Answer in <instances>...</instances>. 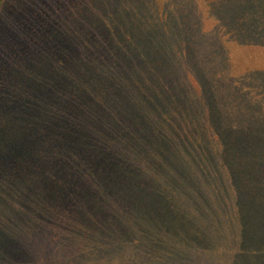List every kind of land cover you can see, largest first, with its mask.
I'll use <instances>...</instances> for the list:
<instances>
[{
    "label": "trees",
    "instance_id": "obj_1",
    "mask_svg": "<svg viewBox=\"0 0 264 264\" xmlns=\"http://www.w3.org/2000/svg\"><path fill=\"white\" fill-rule=\"evenodd\" d=\"M6 1L0 0V16L8 12L10 5L17 3L15 9L18 11L26 7L24 16L37 0L10 1L5 8ZM107 1L110 13L105 17L91 12L88 24L86 3L62 0V8L70 9L69 17L73 13L74 19L65 20V16L62 26L49 25L46 34L36 28L26 32L29 25H22L21 39L28 44L26 54L50 64H19L17 58L23 50L17 44L4 48L0 54V59L4 56L7 63L2 68L4 76L0 80L13 79L0 84V264H122V257L130 259V264H141L143 257L150 255L152 250L157 251L146 245L159 241L156 235L158 226L153 222L163 215L167 217L168 210L154 211L155 198L152 197L155 196L154 189L165 194L166 186L176 182L169 169L161 162L151 161L142 145L137 146L139 131L138 127L137 131L133 130L134 123L128 127L120 124L119 120L110 121L101 111L100 118L104 120L100 128L87 119L98 129L76 130L71 125L72 118L60 109L69 105L68 102L58 95L67 90L65 96L77 108L80 107L78 116L88 115L85 110L93 102L101 103L99 100L106 96L108 99L115 97L119 88L127 92L123 87L128 86L123 81L129 74L124 73L125 67L135 75V85L139 78L146 83L147 78L132 68L139 64H118L123 68L111 84L105 82L107 76L91 78L90 72L101 74L104 72L100 71L103 69L101 64H108V43L130 60H151L154 52L158 59L156 55L153 60H161L160 64L164 61L173 64L178 58L180 62L186 60L192 48L198 55L207 53L200 52L195 46L197 43L194 44L206 32L201 18L195 15L196 7L191 0L166 3L160 0ZM206 1L213 8L220 27L226 30L236 27L239 36L244 34L249 45L264 46V34L261 33L264 30V0ZM235 3V11H231L230 6ZM245 5L248 9L243 11ZM79 19L91 24V28L77 27ZM93 26L95 30H101L104 39L98 36L97 39L101 40H91ZM216 39L212 37L208 41V50H213L214 46L217 50L211 51L209 57L205 56L211 64L220 63L222 57L227 56V51L218 46ZM79 45H83L84 52L73 53L72 49ZM76 58H80L81 64H72ZM10 73L14 74L8 75ZM247 77L259 86L252 88L255 95L237 99V109L232 113L223 110L224 113L217 116L219 127L210 128L201 136L203 143L208 142V175L219 174L223 183L219 190L233 192L243 206H247V200L237 193V184L240 183H234L236 186L224 184L229 177L238 179L242 171L246 176L258 177L257 180L264 185V72L256 71ZM30 80H35V83H27ZM93 84L99 90L92 91ZM36 88L47 91L41 94ZM52 92L54 96H51ZM139 103L152 114L140 111L146 116L137 114L136 124L150 129V120L155 125L156 114H162L163 110L160 108L159 112H153L155 105L150 106L142 100ZM195 103L194 99L189 101L193 109ZM68 109L71 111L74 107ZM211 144H214V152L209 149ZM241 153H244V158H249L247 171L237 162L236 155ZM150 154V158L156 160L157 156ZM196 166L200 169L201 164ZM180 177L184 183L194 185L195 178L193 180L188 173ZM210 188L212 186H207L208 192L213 193ZM111 193L117 197L116 201L111 199ZM255 200L258 210H264L259 208L263 204L262 199ZM212 211V207L206 205L203 212L210 215ZM227 215L225 213L224 217ZM236 216L233 214L231 217ZM126 220L132 221L136 229L120 236L121 224ZM189 230L192 229L186 227L183 232L190 239L188 245L200 249L201 255L197 256L200 264L209 260L206 255L215 254L228 243L226 234L231 231L228 229L223 233L222 224L216 227L211 221L206 230L209 234L217 233L212 240L204 233L193 235ZM167 235L168 231H163L158 236ZM180 243L187 245L186 240ZM157 253L162 263L163 253ZM174 254H179V250Z\"/></svg>",
    "mask_w": 264,
    "mask_h": 264
},
{
    "label": "rangeland",
    "instance_id": "obj_2",
    "mask_svg": "<svg viewBox=\"0 0 264 264\" xmlns=\"http://www.w3.org/2000/svg\"><path fill=\"white\" fill-rule=\"evenodd\" d=\"M10 1L16 3L19 0H7L4 4L5 8L9 6L7 4ZM81 1L87 5L85 14L87 24L90 21L89 16L91 12L105 17L110 13L107 0ZM160 1L161 3H166L170 0ZM191 1L194 7H196V10H194L195 15L201 18L204 31L206 32V35L196 40L194 44L197 43L195 46L199 47L200 52L207 53L198 55L192 48L189 50L186 60L180 62L178 58V61L173 64H167L166 61L160 64L161 60H157L158 54L154 52L151 54V60H145L144 58L130 60L120 53V51L113 49L111 43H108L106 50L108 64H101L103 65V69L100 71H104L101 74L96 73V71L95 73L90 72L92 73L91 78L98 79L100 76H107L105 82L111 84L123 68L118 66V64L125 66L139 64L132 66V68H135L138 74H142V76L147 78L146 83L144 84L140 81L141 78H139L136 81V85L139 88L137 89V86L133 83L135 75L127 71L130 70L129 67H125L127 70L124 73L129 72L123 79L128 85L123 86L126 87L127 92L119 88L116 90L119 94H115V97L108 99L109 97L106 96V98L99 100L101 103L93 102L85 110V112H88V115L83 114L78 116L77 109L80 107L77 108L75 104L73 105L69 101V98L65 96L68 92L66 90L62 95H58V97L66 100L69 105H63L60 109L63 112L66 111L72 118L71 125L76 130L90 127L97 128L90 125L87 119L91 120L94 125L97 124L100 128L104 120L103 117L100 118L101 111L110 121L115 122L119 120L120 124L128 127H132L134 123L136 126L132 127L133 130L137 131L135 129L138 127L139 131L140 140L137 146L142 145L141 148L151 161L163 163L169 169L172 179L176 181L174 184L166 186L167 193L165 194L154 189L153 193L155 196L152 197L155 198L153 200L154 211L160 212L158 210L165 208L168 210V216L165 217L163 215L161 219L153 222L155 226H158L156 235L159 241L155 243L151 241L149 244H147L148 242L145 243L148 248L156 249L163 253L162 257L165 258L162 259L163 262L161 263L157 251L152 250L153 252L150 255L142 258L141 264H200L197 256L201 255V251L200 249H193L188 245L190 244L188 243L190 239L183 232V229L190 227L192 229L191 231L189 230L191 234L198 235L204 233V235L208 236V239L212 240L217 233L209 234L207 232L206 227L210 221L215 223L216 227L222 224L224 228L223 233H226L228 229H231V231L226 234L228 243L222 249L215 251V254L206 255L209 260H206L205 264H264V210H258L255 206V199H262V207L258 206L259 208H264V185L260 184V181L257 180L258 177H253L252 175L246 176L242 171H240L238 179L235 176H231L229 177V181L226 180L227 182L224 184L232 185L237 181L240 183L237 184V193H240L239 195L242 199L247 200V206H243L238 198L233 195V192L227 190L220 191L219 187L223 183L219 178V174H215L214 172L215 176L210 177L207 173L208 149H206V144L208 142L203 143V138L201 137L206 130L208 131L214 127L217 129L219 127L217 116L224 113L223 110L232 113L237 109V99H241L244 96L245 98H249L255 95L252 88H258L259 86L256 82H250L247 76L256 71L264 72V46L255 47L254 45H249L248 41L246 42V36L244 34L242 37L239 36L236 27H232L229 30L220 27L214 16L215 12L212 10L213 8L208 6L210 3L206 0ZM61 2L62 0H37L34 6L31 7V10L26 11L24 16V8L26 7H22L18 11L15 9L18 3L10 5L11 7L8 12L0 16V54L4 48L14 47L17 44L21 47L20 50H23L17 58L19 64H50L37 61L35 56H28L26 54L25 49H28V44L26 40L21 39L22 29L24 30L22 25L24 27L29 25V28H25L26 32L32 28H36L46 34L49 25L51 27L54 25L62 26L65 16V20L69 18L74 19L73 13L72 17H69L68 11L70 9H63ZM235 6L236 3L231 5L230 10L235 11ZM247 7L248 5L243 6V11L248 9ZM78 21L79 26L77 27L84 29V27L88 26L91 28V24L87 25L82 19ZM217 28L220 29V32ZM92 32L93 37L91 40H101L97 39L98 36L100 38L102 36L101 30L94 29ZM261 33L263 35L264 30ZM212 37H216L218 39V46L223 47L227 51V56L222 57V62L216 64H211L206 59L211 54V51L213 53L217 50V46H214L213 50H208V41ZM102 39H104V36H102ZM97 44L100 47V43ZM84 50L83 45H79L73 48L72 52L81 54ZM171 50L174 51L173 49ZM155 57L157 59L153 60ZM65 63L68 64V61ZM83 63H85L84 58ZM4 64L7 63L4 62L3 56L0 59V78L4 76L1 73ZM72 64H81L80 58H76L75 61H72ZM72 67L76 68V66ZM76 69L81 71L80 68ZM109 71L108 75L107 72ZM11 74L14 73L8 75ZM103 78L98 81L101 82ZM9 81H13V79L8 81L0 80V84ZM29 82L35 83V80L27 81V83ZM140 86L143 88L140 89ZM95 89L99 90L93 84L91 90L94 91ZM37 90L41 91L39 92L41 94L47 91L44 88ZM88 92L89 94L91 93L89 89ZM49 93L50 91L47 92V94ZM97 94L98 92L93 93V96ZM51 96H54L53 92ZM192 99L196 101L194 104L196 106L195 109H193L192 104H189V101ZM140 100L148 103L150 106L155 105L153 107L156 108L153 109V112L163 110L162 114H156L157 122L155 125H153V120H150V129L143 126L140 128L139 124H136L137 120L135 116L143 113L140 111H149L151 113L142 103L138 104ZM68 107H74V109L70 111ZM162 107L167 109H163ZM223 107L225 108L222 109ZM125 109L129 112H126ZM167 110L168 112H166ZM113 114H116V118H113ZM207 135L210 136V132ZM73 139H75L74 136ZM29 145L30 143L28 147ZM212 145L214 144L209 146L211 151H213ZM150 152L152 155L157 156V158L154 157L156 160L150 158ZM236 158L243 170L247 171L249 158H244V153L236 155ZM196 162L201 164L200 169L197 168L196 164L198 163ZM183 173H188L190 177L193 176V180L195 178L196 182L194 181V185H191V182L184 183L180 177ZM207 186H212L210 189L213 193L208 192ZM259 187L263 188L259 190ZM29 192L28 190V194ZM111 194V199L116 201L117 197ZM257 196H261V198ZM206 205L212 207V214L208 215L206 212H203ZM248 211L250 216H248ZM225 213H228L227 217H224ZM233 214L238 216L237 221L235 220L237 216L231 217ZM189 217H192V220ZM130 229H136V225L132 221L126 220L122 222L119 232L120 236L123 233L127 234ZM163 231H168L169 235L158 236ZM78 236L81 237L82 234H78ZM185 240L187 245H182L180 241L183 243ZM216 245L218 243L215 244V247ZM177 250H179V254L175 255L174 253ZM114 252L118 253L116 250ZM122 261L123 263L120 256L122 264H130L131 262L130 259L126 260L124 257H122Z\"/></svg>",
    "mask_w": 264,
    "mask_h": 264
}]
</instances>
